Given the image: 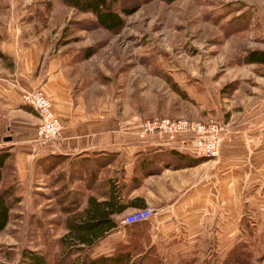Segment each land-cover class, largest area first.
Here are the masks:
<instances>
[{"label":"rangeland","instance_id":"rangeland-1","mask_svg":"<svg viewBox=\"0 0 264 264\" xmlns=\"http://www.w3.org/2000/svg\"><path fill=\"white\" fill-rule=\"evenodd\" d=\"M118 2L135 10L114 31L61 0H0V28L13 16L21 39L39 43L32 71L57 72L69 106L83 112L79 122L139 136L152 117L215 120L219 148L171 191L169 207L143 206L154 214L135 227L122 220L141 207L114 214L116 228L90 245L71 243L67 232L85 197L75 206L67 197V211L38 198L39 212L31 214L21 210L23 193L0 230V264H16L21 248L42 251L47 264H81L119 248L143 264H264V139L252 145L264 135V63L245 61L249 50L264 49V0ZM160 137L200 156L184 134ZM98 192L106 196L102 186Z\"/></svg>","mask_w":264,"mask_h":264},{"label":"crops","instance_id":"crops-1","mask_svg":"<svg viewBox=\"0 0 264 264\" xmlns=\"http://www.w3.org/2000/svg\"><path fill=\"white\" fill-rule=\"evenodd\" d=\"M13 20V16L7 17L6 28H0V148L9 152L2 168L1 185H12L17 203L24 193L22 212L38 213V198L45 200L42 203L55 202L52 206L56 205L58 211H67V197L74 198L71 206H75L80 202L76 201L78 196L85 197V202L79 218H73V222L100 210L114 220V214L148 204L161 202L169 207L171 191L186 183L188 173L198 171L205 159L178 166V161L195 155L181 140L160 137V133L137 136L130 134L128 131L132 130L128 128L116 133L112 125L100 128L93 122H79L76 118L83 112L69 106V92L62 89L57 72L50 71V67L42 74L32 71L43 48L33 36L22 40L19 31L12 28ZM51 61L48 60L49 65ZM35 86L55 99L52 111L61 121L56 140L43 141L35 135L36 113L20 100L21 88ZM133 131L138 133L139 129ZM260 139H264L262 132L252 145L259 146L263 143ZM223 144L225 147L229 142ZM177 152L188 157L180 158ZM259 156L258 159L264 158L263 151ZM118 182L120 185L114 186ZM100 186L106 189V196L98 192ZM113 228L115 222L101 235L98 233L91 244Z\"/></svg>","mask_w":264,"mask_h":264},{"label":"trees","instance_id":"trees-1","mask_svg":"<svg viewBox=\"0 0 264 264\" xmlns=\"http://www.w3.org/2000/svg\"><path fill=\"white\" fill-rule=\"evenodd\" d=\"M80 11H90L95 16V21L99 26L108 30H118L124 23V15H128L135 10V6L127 7L126 4H120L119 0H61ZM172 1V0H166ZM90 53V52H88ZM89 55V54H87ZM246 62L264 63V49H251L245 55ZM179 157H188V154L177 152ZM9 155L6 148H0V230L4 228L8 222L10 208L12 203L18 200L13 195L12 185H1L2 168L5 159ZM206 157L198 156L187 160H180L176 165H191L204 160ZM114 220L109 213L102 210L93 212L85 218L77 222L69 223V237L71 243L79 245V243L91 244L98 233L101 235L114 225ZM142 221L130 223V227H135ZM74 236V237H73ZM75 238H78L76 240ZM125 247V246H122ZM20 258L16 264H47L45 254L38 249L21 248ZM81 264H143L132 254L130 249L114 250L111 253H101L96 256H87L81 261Z\"/></svg>","mask_w":264,"mask_h":264},{"label":"built area","instance_id":"built-area-1","mask_svg":"<svg viewBox=\"0 0 264 264\" xmlns=\"http://www.w3.org/2000/svg\"><path fill=\"white\" fill-rule=\"evenodd\" d=\"M19 97L22 103L30 105L39 115V123L35 126V135L43 141L54 139L60 129L57 117L52 111L51 99L39 87L30 89L21 88ZM220 126L215 120H202L168 117H152L145 119L141 124V131L145 133L184 134L189 141L194 142V149L200 156H211L219 148ZM153 209L141 207L129 212L123 218V223L150 219Z\"/></svg>","mask_w":264,"mask_h":264}]
</instances>
